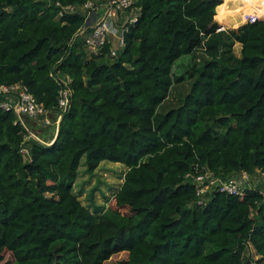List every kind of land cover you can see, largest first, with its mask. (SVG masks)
Instances as JSON below:
<instances>
[{
	"label": "trees",
	"instance_id": "1",
	"mask_svg": "<svg viewBox=\"0 0 264 264\" xmlns=\"http://www.w3.org/2000/svg\"><path fill=\"white\" fill-rule=\"evenodd\" d=\"M86 1L0 0V85L23 84L50 114L60 79L71 91L57 134L38 136L49 144L0 107V262L109 264L125 252L116 264H264V20L216 31V8L239 15L240 0L235 12L230 0H136L113 57L110 44L89 54L84 15L62 8ZM186 79L180 105L158 113ZM104 160L126 171L114 207L90 210L73 185ZM241 171L262 173L256 188L202 204L185 177Z\"/></svg>",
	"mask_w": 264,
	"mask_h": 264
},
{
	"label": "built area",
	"instance_id": "2",
	"mask_svg": "<svg viewBox=\"0 0 264 264\" xmlns=\"http://www.w3.org/2000/svg\"><path fill=\"white\" fill-rule=\"evenodd\" d=\"M136 0H88L82 6L66 5L63 8L66 12H80L84 15V25L79 30L84 40V46L89 54H97L102 47L110 44L109 53L116 57L124 47V33L127 25L134 22L139 14V8L135 6ZM242 1V0H240ZM261 1V0H259ZM259 1L254 2L248 10H241L239 13L242 23L255 22L264 17L257 12V8H262L263 4ZM98 12H101L100 14ZM124 13V16H121ZM225 29L218 24L216 31ZM63 87L58 91V113L57 124L63 112L67 110L70 103L71 91L67 82L60 79ZM0 107L5 110H13L17 121L23 126L28 135L37 141L45 144L41 138L34 134L30 127L26 126L23 115L32 120L35 129L38 127L46 128L52 124L49 111L42 103L36 101L34 96L28 91L26 86L20 83L11 85H0ZM33 127V126H32ZM20 151L25 155L28 153L26 147ZM249 175L241 171L239 174L227 178L213 177L208 172L198 174H186L192 183L196 185V203L202 204L206 201L205 194L219 191L231 195H241L244 190L254 189L261 181L262 173ZM253 176V177H251ZM259 193L264 198V189H259Z\"/></svg>",
	"mask_w": 264,
	"mask_h": 264
},
{
	"label": "rangeland",
	"instance_id": "3",
	"mask_svg": "<svg viewBox=\"0 0 264 264\" xmlns=\"http://www.w3.org/2000/svg\"><path fill=\"white\" fill-rule=\"evenodd\" d=\"M258 0H250L244 7L246 10L254 6V2ZM238 2L229 3L228 9L236 11ZM245 11V10H244ZM259 14L264 13V4L262 8H258ZM239 15H230L225 17L222 21L224 23L239 22ZM244 23V22H243ZM223 26V25H222ZM240 44H236L234 47L235 54H239ZM190 62V56L185 55L176 61L174 72L182 74L188 68ZM190 80L186 79L185 82L176 84L170 90L167 99L157 107L158 113H165L167 110L172 109L180 105L181 99L188 90ZM52 124L46 128L38 127L35 129L32 120L23 115V120L26 126L33 130L34 134L49 140L57 130V114H49ZM59 123V122H58ZM33 126V127H32ZM126 171V167L121 163L111 162L108 160L101 161L99 166L95 169L93 174L86 173L84 166L79 167L78 177L73 185V192L78 196L79 200L90 210H93L96 206L102 208L114 207L113 195L119 189L122 183L123 173ZM253 177V176H251ZM127 254L125 252L112 255L108 260L109 264H116L119 260L125 259ZM13 257L10 252H6L4 259L0 264H12Z\"/></svg>",
	"mask_w": 264,
	"mask_h": 264
},
{
	"label": "crops",
	"instance_id": "4",
	"mask_svg": "<svg viewBox=\"0 0 264 264\" xmlns=\"http://www.w3.org/2000/svg\"><path fill=\"white\" fill-rule=\"evenodd\" d=\"M234 2H236V0H230L229 2H228V5H229V3H234ZM247 0H242V1H239V3H240V5H242L243 4V6H245L246 4H247ZM238 3V4H239ZM259 3H261V2H259ZM218 8V7H217ZM216 8V14L218 13V16H219V20H218V24H220V25H223L225 28H236V27H238L239 25H241L242 24V21L241 20H239V22H235V23H232V24H229V23H224L222 20L225 18V17H227V16H225L222 20H221V15L219 14V12H218V9ZM258 9V8H257ZM99 14L101 13V12H98ZM121 16L123 17L124 16V13H121ZM239 19H240V17H239ZM56 133V132H55Z\"/></svg>",
	"mask_w": 264,
	"mask_h": 264
},
{
	"label": "water",
	"instance_id": "5",
	"mask_svg": "<svg viewBox=\"0 0 264 264\" xmlns=\"http://www.w3.org/2000/svg\"><path fill=\"white\" fill-rule=\"evenodd\" d=\"M261 20H264V17L263 18H261ZM214 23H218V21L216 20V19H214L212 22H211V24H214ZM210 24V25H211ZM237 28V27H236ZM60 121V120H59ZM58 125H59V123H58ZM58 125H57V130H56V134H57V132H58ZM55 137H56V135H55ZM54 141V140H53ZM51 144V143H50Z\"/></svg>",
	"mask_w": 264,
	"mask_h": 264
}]
</instances>
